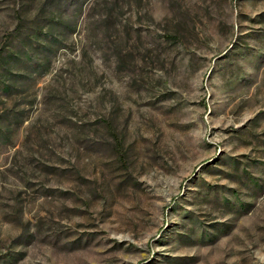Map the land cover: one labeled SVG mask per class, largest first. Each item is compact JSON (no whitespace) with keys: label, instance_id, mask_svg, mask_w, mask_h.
<instances>
[{"label":"rangeland","instance_id":"374dc122","mask_svg":"<svg viewBox=\"0 0 264 264\" xmlns=\"http://www.w3.org/2000/svg\"><path fill=\"white\" fill-rule=\"evenodd\" d=\"M0 264H264V0H0Z\"/></svg>","mask_w":264,"mask_h":264}]
</instances>
